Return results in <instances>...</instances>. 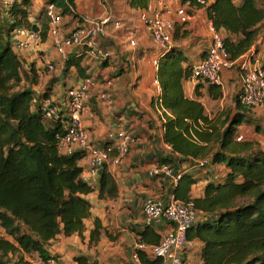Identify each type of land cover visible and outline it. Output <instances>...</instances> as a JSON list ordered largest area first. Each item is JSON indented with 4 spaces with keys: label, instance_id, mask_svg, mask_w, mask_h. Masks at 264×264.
<instances>
[{
    "label": "trees",
    "instance_id": "16d2710c",
    "mask_svg": "<svg viewBox=\"0 0 264 264\" xmlns=\"http://www.w3.org/2000/svg\"><path fill=\"white\" fill-rule=\"evenodd\" d=\"M47 1L60 14L73 6V0ZM151 1L127 3L132 9L146 10ZM178 1L205 12L207 21L222 35L234 65L251 50L259 53L255 46L264 28V0ZM29 6V0L17 1L7 9L0 4V228L4 232L0 264H49L46 247L51 241L83 231L90 215L86 196L93 190L80 177L79 161L84 153H59L57 137L64 127L59 119L45 118L35 105L32 86L38 75L14 51L18 28L38 31L41 41L47 37V26L37 29L30 22ZM186 24L175 27L172 40L189 37ZM179 44L170 45L158 57L156 79L161 94L157 104L163 117L162 140L173 155L161 164L170 166L178 177L172 193L181 201H192L198 213L187 241L200 243L198 264H264V147L238 136V127L250 122L253 108L239 103L237 91L231 113L207 115L199 89L207 84L209 98L218 101L223 95L221 85L198 78L195 97L189 98L184 82L193 78L194 66ZM261 60L264 72V55ZM193 160L200 168L211 164L226 169L222 181L208 183L199 198L189 194L196 180L176 170L177 164ZM200 161H205L203 166ZM107 185L111 194L114 185L103 172L100 193ZM99 236L96 223L90 243H96ZM139 257L143 264L159 263L143 254ZM77 261L88 264L85 258Z\"/></svg>",
    "mask_w": 264,
    "mask_h": 264
},
{
    "label": "crops",
    "instance_id": "0c3cea01",
    "mask_svg": "<svg viewBox=\"0 0 264 264\" xmlns=\"http://www.w3.org/2000/svg\"><path fill=\"white\" fill-rule=\"evenodd\" d=\"M29 1L30 22L37 29L47 26L44 10L48 1ZM127 2L128 0H73V6H68L69 12L61 14L60 36L73 30L79 24L81 16L104 21L101 45L112 53L107 62L89 59L79 49L72 47L65 48L64 54L60 55L55 51L53 39L48 35L44 41L39 39L30 49L17 50L13 47L23 65L33 66L38 75L37 84L32 86L35 105L40 96L47 93L63 110L66 91L79 85L85 77H92L95 87L85 103L81 120L89 143L95 147L112 145L113 142L107 139V135L119 130L130 132L136 137L135 143L119 163H107L94 176L88 175V158L85 154L82 155L79 161L82 168L80 177L93 188L86 196L90 204V215L84 220V229L80 234L68 237L60 235L46 247L50 260H54L56 264H79L77 260L82 258L88 264H132L131 256L136 244L144 239V244L151 246L171 230L170 223L165 220L146 223L142 211L146 200H166L174 187L170 178L149 174L153 165L161 164V160L173 156L170 147L162 140L163 117L157 104L161 89L156 79L157 68L153 63L157 57L156 49L149 28L140 20L142 14L151 16L161 10L163 5H160L162 0H152L148 9L138 10L130 8ZM169 7L174 11L183 7L187 12L189 18L185 28L190 32L189 38L180 44L172 42V45L179 44L195 66L202 58L199 55L205 54L211 37L205 12L178 0ZM172 19L177 21L175 14H172ZM115 22L119 23V28L113 27ZM178 25L179 22H176V28ZM130 40L135 41V46L129 45ZM255 47L263 58L264 41L258 40ZM44 58L52 63L53 71L49 72L44 68ZM68 60L70 66L67 68ZM232 68L237 69V66ZM225 71L222 72V93ZM235 76L237 77L236 74ZM197 84L194 79L184 82V91L189 98L195 97ZM199 92L207 115L223 111V95L218 101L211 100L205 83ZM100 95H104V98ZM211 107H216V111L210 110ZM249 120V123L238 127L239 137L243 138V128L249 127L255 132L259 124L260 132H264V105L252 109ZM258 137L264 139V134H258ZM115 156L116 152L113 151L111 158ZM176 170L184 175H191L196 180L190 187V198L201 197L208 183L220 182L226 174L223 165L209 164L200 168L195 160L177 164ZM103 172L114 185L110 190L113 191L111 194L110 185L105 186L103 193H100ZM96 223L100 236L96 243H90V233ZM0 231V235H4L3 230ZM199 248L198 241L189 242L185 258L198 264ZM140 254L150 258L148 251H139V256Z\"/></svg>",
    "mask_w": 264,
    "mask_h": 264
},
{
    "label": "built area",
    "instance_id": "2783aa9c",
    "mask_svg": "<svg viewBox=\"0 0 264 264\" xmlns=\"http://www.w3.org/2000/svg\"><path fill=\"white\" fill-rule=\"evenodd\" d=\"M17 1L20 0H0V4L3 9H7ZM175 1L162 0L161 10L151 16L146 14L140 16L143 25L150 30L151 40L156 49L157 57L153 60L156 68L161 52L172 44L176 22L186 23L189 18L183 7L175 11L169 7ZM199 2L202 3V0ZM44 13L47 18V35L53 39V46L58 54L63 55L65 48L72 47L82 51L89 59L100 62L110 60L112 53L102 47L100 39L104 21L81 16L79 24L73 30L65 36H60L62 16L59 11L54 5L46 4ZM172 14H175L177 21L172 19ZM119 26L118 22L113 24L114 28H119ZM208 27L211 31L210 42L204 57L193 67L192 79L199 78L208 84L221 85L222 72L231 68L234 63L228 59L222 35L216 32L209 22ZM14 36L13 47L17 50L30 49L39 41L38 31L24 28L16 29ZM129 45L135 46V41L130 40ZM261 59L260 55L251 50L235 63L241 80L237 98L244 107L254 109L264 105V72L261 68ZM42 63L47 71H53V65L47 58H44ZM94 87V79L85 77L79 85L68 89L65 93L63 110L50 97L42 98L38 102L39 109L45 118L59 119L64 127L65 131L57 137L59 153L71 155L75 151H82L88 158L86 171L89 176L96 175L109 162L119 163L136 141V137L132 133L119 130L107 135V139L113 142L112 145L95 147L89 143L81 120L85 111V103L90 99ZM100 97L104 98V95H100ZM113 151L116 152V156L111 158ZM204 163L205 161H200L199 165L203 166ZM149 174L170 178L173 185H176L178 181L172 168L164 164L153 165ZM142 211L146 223L165 220L170 223L171 230L160 239L157 245L147 246L142 242L136 244V249L131 256L132 264H143L139 257V251H148L150 258L158 259V264H193L185 258V253L189 248L187 232L198 220L194 203L181 201L173 193H170L166 200H146ZM49 264H56V262L50 260Z\"/></svg>",
    "mask_w": 264,
    "mask_h": 264
},
{
    "label": "rangeland",
    "instance_id": "374dc122",
    "mask_svg": "<svg viewBox=\"0 0 264 264\" xmlns=\"http://www.w3.org/2000/svg\"><path fill=\"white\" fill-rule=\"evenodd\" d=\"M188 38L189 37L184 39V41L188 40ZM258 40L261 42H262V40H264V28L263 27H261L259 30V39ZM182 41L183 40H176V41L172 40V42H176V43H182ZM235 74L237 75V77L236 76L234 77ZM238 74H239V72L237 71V69L236 68L233 69L232 67L229 69H226L225 73L223 74L224 79H225V85H224V90H223L224 99L222 101L223 111H228L231 113L234 109L235 93H236L237 89L240 88V85H241L240 75L238 76ZM215 108L216 107H211L210 110L212 109L215 112L216 111ZM213 115H214V113H211L210 116H213ZM258 126H259L258 130L255 132L252 131V129L249 127L243 128V138L247 139L249 141H252L253 143H257L258 146L264 147V139L258 137V134L262 136L264 134V132L261 133L260 132L261 131L260 124ZM0 230H1V228H0Z\"/></svg>",
    "mask_w": 264,
    "mask_h": 264
}]
</instances>
